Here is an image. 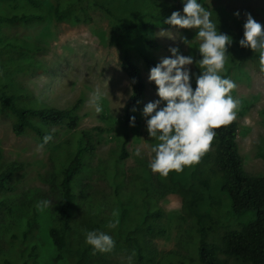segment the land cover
I'll return each mask as SVG.
<instances>
[{"label":"rangeland","instance_id":"1","mask_svg":"<svg viewBox=\"0 0 264 264\" xmlns=\"http://www.w3.org/2000/svg\"><path fill=\"white\" fill-rule=\"evenodd\" d=\"M38 1L43 3V10L47 14L44 23L31 28L0 29V36L4 40H16L33 50L29 52L24 49L22 54L12 53L21 66L16 71H7L9 54H0V89L6 85L12 94L24 96L19 103L27 107L67 110L83 99L78 113L81 117L78 131H91L97 146L95 153L92 151L89 155L93 157L83 181L77 186L78 190H84L85 196L78 201L74 210L76 232L67 242L64 258L58 264H75L79 257L78 247L83 252H93L91 246L85 243V235L87 231L99 229L89 218L102 224L103 221L113 220L117 212L128 211L141 221L138 226L141 230L143 213L147 212L145 205L148 204L157 205L163 212L159 223L161 232L154 237L159 252L158 264H179L177 260L192 264L199 256V232L202 227L210 226L207 217L212 221L210 242L220 241L225 231L220 219V176L215 174L213 158L210 157L212 148L198 163L185 167L182 172L171 171L167 177L153 173L148 162L154 155L150 148L157 141L149 138L141 113L148 102L159 97L154 82L148 81L149 73L140 58L136 56L135 62L147 84L146 98L139 121L134 127H123L124 106L132 87L121 67V50L111 44L112 32L106 16L88 5L93 18L91 24L60 23L53 15L59 0ZM199 2L211 11V19L217 24V29L233 39L228 48L231 55L226 60V71L222 75L230 77L237 84L231 94L240 100L234 121L239 126L237 140L245 170L252 175H262L264 73L259 71L258 53L245 48L241 52L239 40L243 38L247 13L264 25V0ZM167 4H174L176 11L182 12L181 0H168ZM236 12L240 13L239 17L234 15ZM195 36L196 30H177L174 26L159 25L153 37L158 48L150 49V53L159 63L162 58L171 56L170 48L178 47L182 55H192L194 60H199L201 57L197 49L200 41ZM181 37L190 41V45L184 44ZM189 67L192 73L200 74L195 63ZM192 86L195 89L194 78ZM96 88H100L105 95L102 102L104 111L100 115L89 103L90 94ZM124 132L129 134L126 148L128 157L122 160ZM49 133L52 139L48 146L43 147L32 135L18 137L13 132L12 119L0 110V156L6 164L23 165L11 189L0 191V203L5 202L0 209V264L2 257L12 261V264H47L56 256L48 235L51 221L38 214L37 203L50 201L46 209L50 213H56L60 208L58 167L62 169L67 155L75 152L71 145L77 139V133L68 125L53 127ZM137 147L141 148L143 159L134 155ZM246 220L241 218L235 221L241 223ZM100 231L113 237L116 249L114 247L111 253L92 254V260L102 264H135L133 257L118 248L131 231L124 229L119 232L116 227L102 228ZM33 245L40 258L33 257ZM23 250L27 252L25 261L21 258Z\"/></svg>","mask_w":264,"mask_h":264},{"label":"trees","instance_id":"2","mask_svg":"<svg viewBox=\"0 0 264 264\" xmlns=\"http://www.w3.org/2000/svg\"><path fill=\"white\" fill-rule=\"evenodd\" d=\"M167 2L168 0H59L53 10L56 21L60 23L91 24L93 18L89 14L88 5L102 12L108 19L112 32L111 44L121 50V67L132 87V93L124 106L123 127L130 126L132 116H135V123L139 121L141 107L146 98L147 84L140 67L135 62V57L140 58L148 73L150 68L158 63L150 53V49L158 48L157 42L153 39L155 30L159 25L170 26L163 21L177 9L174 4L169 5ZM43 7V3L38 0H0V29L31 28L44 23L47 14ZM131 13L136 15L132 16ZM243 32L244 28L242 36ZM24 49L33 52L31 48L19 44L16 40H4L0 36V54H9L10 59L7 71L11 69L16 71L21 67L12 53L22 54ZM240 49L244 52V48L240 47ZM198 56H200L199 52ZM20 98L24 96L12 94L6 85L0 89V110L12 119L13 132L16 136L32 135L41 144L48 146L50 141L44 143L43 138L50 134L49 129L53 127L68 125L77 133V139L71 145L75 152L67 155L62 169L58 167L60 182L57 188L61 195L60 208L56 213L47 212L46 209L38 212L51 221L48 235L56 256L47 264H58L64 258L67 242L76 232L74 210L78 201L85 196L84 190H78L77 186L83 181L93 157L89 155L92 151L95 153L97 146L91 131H78L81 122L78 113L84 103L83 99L78 100L67 110H60L52 107H27L19 103ZM238 130L236 121L214 129L216 136L210 147L212 148L210 157L213 158L215 174L220 176L222 198L220 219L225 231L220 241L210 242L212 221L208 216L210 226L202 227L199 232L197 239L199 256L192 264H264V173L257 176L245 170L237 140ZM122 135L125 139L121 154L123 160L128 157L126 148L129 134L124 132ZM22 170L23 165L6 164L0 156V191L11 189L13 180ZM118 199L122 200L120 197ZM3 206L5 202L0 203V209ZM145 206L147 212L143 213L141 230L138 229L141 221L126 210V212H117V215L112 217L113 220L103 221L102 224L96 219H89L96 223L99 230L111 228L110 224H115L119 232L124 229L131 231L124 244L118 246L119 250L133 257L135 264H158L159 252L154 237L161 232L159 223L163 212L157 205ZM241 218L247 220L236 223L235 220ZM33 247L32 250L35 252L33 257L40 258V254L36 253V246ZM92 254L93 252L89 250L83 252L81 247H78L79 257L75 264H102L92 260ZM26 256L27 252L23 250L21 256L23 261L26 260ZM177 261L180 262L179 264H187L183 260ZM1 264H12V261L2 257Z\"/></svg>","mask_w":264,"mask_h":264},{"label":"clouds","instance_id":"3","mask_svg":"<svg viewBox=\"0 0 264 264\" xmlns=\"http://www.w3.org/2000/svg\"><path fill=\"white\" fill-rule=\"evenodd\" d=\"M181 3L182 12L173 11L163 22L177 30H196L195 37L200 41L197 50L201 58L194 60L192 55H182L178 47L170 48L171 56L162 58L149 70L148 81L154 82L159 99L148 102L141 113L149 138L157 141L150 148L154 155L148 167L164 177L171 171L179 173L185 167L198 163L210 150L216 136L214 129L236 120L240 106V100L231 94L237 88L236 82L222 75L226 71V60L231 55L228 48L233 39L217 29V24L211 19V11L199 0H181ZM234 15L239 17L240 13ZM243 28L239 46L258 53L259 71L264 73V25L247 13ZM181 39L184 44L190 45V41ZM194 63L200 69L199 75L191 72L189 66ZM104 99L100 88L90 94L89 103L94 106L97 115L104 111ZM129 123L131 127L135 126V116L130 117ZM51 139L50 135H46L43 142ZM134 155L143 159L140 147L135 149ZM49 206L48 200L37 203L40 211ZM110 227L115 228L116 225L110 224ZM85 243L95 254L111 253L116 242L104 231L90 230L86 232Z\"/></svg>","mask_w":264,"mask_h":264}]
</instances>
